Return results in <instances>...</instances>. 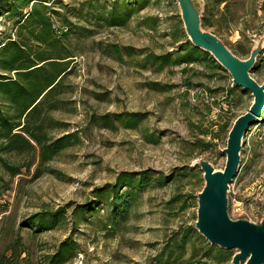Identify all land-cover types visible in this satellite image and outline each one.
Masks as SVG:
<instances>
[{
  "label": "rangeland",
  "instance_id": "374dc122",
  "mask_svg": "<svg viewBox=\"0 0 264 264\" xmlns=\"http://www.w3.org/2000/svg\"><path fill=\"white\" fill-rule=\"evenodd\" d=\"M47 1L62 39L50 53L65 57L68 73L49 104L60 101L59 107L45 125L50 135L75 132L79 140L47 162L39 150L0 148V257H8L6 264H49L67 241L71 250L62 264H231L237 250L211 244L195 227L205 180L193 165L204 159L224 169L222 149L234 121L252 104V92L232 86V75L212 54L173 63L194 45L176 0ZM205 5L212 23L203 27L248 58L264 36V0H231L229 21L222 16L224 5ZM115 15L122 17L120 25ZM14 23L0 16V43ZM170 53L162 64L158 57ZM257 62L250 72L262 84L264 49ZM131 113L139 119L135 124L128 120ZM240 158L229 213L259 223L264 112L246 130ZM3 160L19 173L12 174ZM143 170L153 175L152 184L130 196L127 211L114 220L111 206L95 191L122 172ZM62 208L64 220L52 223L51 213ZM38 213L46 215L44 222L32 219Z\"/></svg>",
  "mask_w": 264,
  "mask_h": 264
},
{
  "label": "trees",
  "instance_id": "16d2710c",
  "mask_svg": "<svg viewBox=\"0 0 264 264\" xmlns=\"http://www.w3.org/2000/svg\"><path fill=\"white\" fill-rule=\"evenodd\" d=\"M47 0H0V16L7 14L14 18V29L6 32L0 43V100L6 104V110L0 102V140L1 150L17 153H31L39 150L42 162L56 157L61 151L78 142L75 132L61 136L50 135L45 122L51 121L50 111L58 109L59 102L49 105L53 95L68 73L65 57H52L51 48L61 45V37L52 21L50 5ZM215 4L224 5L222 16L229 21L231 0H214ZM264 8V5H261ZM25 8H30L24 12ZM204 6L202 26L212 23ZM122 17L115 15L116 25L122 23ZM215 24V23H214ZM218 27V24H215ZM61 56V55H60ZM172 53L158 57L162 64L170 59ZM210 53L195 45H188L184 55L174 60V64L193 63L209 58ZM258 60V59H257ZM258 62H256L257 64ZM255 64V65H256ZM254 65V66H255ZM163 66V65H162ZM13 73V75H12ZM46 107V114L41 113ZM130 122L139 121L137 114L131 113ZM119 120L123 115L118 114ZM128 127H133L130 123ZM0 159H2L0 157ZM12 173L19 169L3 160ZM153 175L148 170L120 173L114 183L98 188L96 197L105 200L112 209L113 219L123 216L129 207V197L139 195L152 184ZM91 206V204L89 205ZM65 209L51 213L52 223L64 220ZM45 221L46 215L38 213L33 220ZM184 244V240H183ZM71 247L67 241L50 257L49 264H62ZM5 254L0 257V264H6Z\"/></svg>",
  "mask_w": 264,
  "mask_h": 264
},
{
  "label": "water",
  "instance_id": "95a60500",
  "mask_svg": "<svg viewBox=\"0 0 264 264\" xmlns=\"http://www.w3.org/2000/svg\"><path fill=\"white\" fill-rule=\"evenodd\" d=\"M189 40L209 52L232 75V86L252 92L254 100L249 109L238 116L229 132L227 147L222 149L227 161L224 169H216L207 160L199 159L205 185L198 193L196 229L213 245L236 249L231 264H264V217L259 223L248 219H233L229 213L230 184L240 165V150L246 130L264 112V82L259 83L251 69L264 49V36L252 48L246 59L240 58L215 33L202 26L204 0H176Z\"/></svg>",
  "mask_w": 264,
  "mask_h": 264
}]
</instances>
